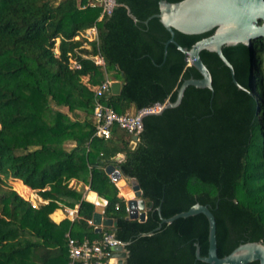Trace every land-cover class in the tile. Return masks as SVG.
<instances>
[{"label":"trees","instance_id":"obj_1","mask_svg":"<svg viewBox=\"0 0 264 264\" xmlns=\"http://www.w3.org/2000/svg\"><path fill=\"white\" fill-rule=\"evenodd\" d=\"M86 1L0 0V264H69L68 234L102 237L89 223L95 204L86 200V186L108 201L104 215L116 226L103 231L127 243L125 264H209L196 258V243L208 254L204 214L145 234L160 224V204L166 218L198 202L211 206L220 256L243 242H264L263 38L252 48H223L246 89L234 83L218 54L203 51L214 93L189 86L178 107L144 117L138 142L118 124L106 139L96 134L94 116L106 71L122 88L101 100L119 114L175 101L182 82L201 75L174 43L165 58L170 33L159 18L143 22L159 12L160 0H116L102 20L100 8H82ZM94 24L99 43L81 51L100 52L106 71L77 52L87 40L76 36ZM211 33L176 31L175 40L191 48ZM71 55L81 69L71 68ZM111 163L128 180L138 179L145 221L129 218V196L106 172ZM34 191L48 202L34 206ZM77 204L76 220L53 219Z\"/></svg>","mask_w":264,"mask_h":264},{"label":"water","instance_id":"obj_2","mask_svg":"<svg viewBox=\"0 0 264 264\" xmlns=\"http://www.w3.org/2000/svg\"><path fill=\"white\" fill-rule=\"evenodd\" d=\"M128 14L137 22L138 18L134 15L128 5ZM159 18L161 23L169 31L170 37L165 43L164 56L168 53V46L171 43L177 45L187 58L188 66H193L200 73V78L190 77L185 79L180 85L175 101L168 99L162 103V109L154 113H144L143 120L149 114H162L166 109L178 107L184 97L185 91L189 86L196 88H208L214 93L213 76L207 64L203 61L201 53L203 51L218 54L224 64L230 69L234 83L240 89H246L241 85L235 75V68L224 54L225 46L232 47L239 44L253 47V40L263 38L264 40V0H181L170 2L168 0L159 1V12L152 14L143 22L148 24L153 18ZM176 31L188 35H201L208 32L212 33L195 42L191 48L181 46L175 40ZM122 82L114 80L111 85L112 94H120ZM143 130V129H142ZM138 135H134L135 140ZM106 172L111 178L119 183L125 182L126 187L133 191V195L127 198L129 208V218L138 219L143 222L147 219L148 208L146 200L143 198V190L137 178L128 180L120 170L113 164L106 167ZM86 200L95 204L93 222L98 232H103L106 227H115L114 218L106 217L105 211L108 201L101 197L96 191L89 190ZM162 205L157 207L161 217L160 224L152 231L145 234H152L160 230L165 223H171L179 218H187L198 214H204L209 221V248L208 254L202 255L200 244L196 243L197 260L209 264H249L258 261L264 264V242L248 241L238 245L233 251L224 256L218 253L217 220L211 206L195 203L188 210L174 214L171 217L162 216ZM129 251L123 250L121 246L116 247L114 257L110 264H125Z\"/></svg>","mask_w":264,"mask_h":264},{"label":"built area","instance_id":"obj_3","mask_svg":"<svg viewBox=\"0 0 264 264\" xmlns=\"http://www.w3.org/2000/svg\"><path fill=\"white\" fill-rule=\"evenodd\" d=\"M116 5V0H87L82 5V8H100L101 13L97 20H102L105 16L112 14ZM80 37L86 38L87 41L79 49H77L78 54L83 58L93 60L96 65L101 66L106 71V60L100 52L95 54H86L81 51L83 48L91 49V42L99 43V30L97 24H94L84 32H81V34L76 36V39H79ZM55 51L58 53L57 48ZM70 66L74 70L81 69L82 64L77 56L71 55ZM113 81L114 80L109 77L106 71V79L96 90L94 116L96 120L99 121L96 134L108 139L112 135L113 125L118 124L120 128L128 131L133 136H139L143 129V120L141 119L142 114L160 111L162 109V103H156L154 106L144 108L137 113L127 112L125 114H119L112 106L101 100L104 96H107L111 92V85ZM138 141L139 137L137 140L134 139V143ZM119 159L121 160L123 157L120 156ZM73 183L74 181L71 182V185H73ZM89 190L90 187L88 186L85 197L87 196V192ZM31 201L34 206H37V202L35 200ZM127 210L129 211L128 207ZM66 212L70 220H76L79 217V204L72 208H68ZM89 223L94 225L93 218L89 220ZM67 238L69 248V264H110V260L114 257L116 247L121 246L123 250L127 251V243L116 238L113 233L108 231H103L102 237L96 240H90L88 238L80 240L70 234L67 235Z\"/></svg>","mask_w":264,"mask_h":264},{"label":"crops","instance_id":"obj_4","mask_svg":"<svg viewBox=\"0 0 264 264\" xmlns=\"http://www.w3.org/2000/svg\"><path fill=\"white\" fill-rule=\"evenodd\" d=\"M116 80V79H115ZM120 81V80H119ZM116 182V181H115ZM82 182H80V183H78L77 185L79 186V187H81L82 186ZM116 184H117V182H116ZM88 186H86V188H87ZM120 189V188H119ZM91 190V189H90ZM35 192V191H34ZM88 193V192H87ZM120 194H122V195H124V196H126L125 194H123L122 193V191H121V189H120ZM35 195L37 196V198L35 199V201L37 202V204H38V202H42V203H47L48 201H46V200H44L39 194H37L36 192H35ZM86 198V197H85ZM127 198V197H126ZM68 208H72V207H68V206H66L64 209H62V210H57L56 212H54L53 214H52V217H53V219L56 221V222H60V221H62L63 219H65L66 217L67 218H69L68 216H67V209ZM70 219V218H69Z\"/></svg>","mask_w":264,"mask_h":264},{"label":"bare ground","instance_id":"obj_5","mask_svg":"<svg viewBox=\"0 0 264 264\" xmlns=\"http://www.w3.org/2000/svg\"><path fill=\"white\" fill-rule=\"evenodd\" d=\"M119 185H120V189H121L123 194L128 195V196H132L133 195V191H131L128 187H126L124 181H121L119 183Z\"/></svg>","mask_w":264,"mask_h":264},{"label":"rangeland","instance_id":"obj_6","mask_svg":"<svg viewBox=\"0 0 264 264\" xmlns=\"http://www.w3.org/2000/svg\"><path fill=\"white\" fill-rule=\"evenodd\" d=\"M53 1L54 2H58L59 0H53ZM263 54H264V48H263ZM109 77L112 78V79L115 78L113 74H110ZM129 113H136V112H135V110L132 109V110L129 111Z\"/></svg>","mask_w":264,"mask_h":264}]
</instances>
